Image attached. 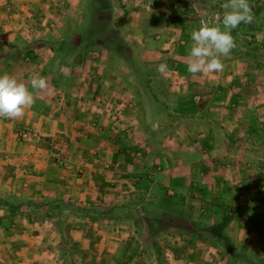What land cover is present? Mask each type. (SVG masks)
<instances>
[{
  "label": "rangeland",
  "instance_id": "obj_1",
  "mask_svg": "<svg viewBox=\"0 0 264 264\" xmlns=\"http://www.w3.org/2000/svg\"><path fill=\"white\" fill-rule=\"evenodd\" d=\"M49 1L51 9L41 10L47 18L42 28L49 31L38 23L36 29L25 28L28 35L18 37L23 42L43 41L54 49L50 57L55 59L47 69L63 90L74 91L68 101L72 109L76 106L78 113L86 114L90 130L113 131L118 138L121 132L130 136L142 128L148 137L155 122L161 132L157 142L162 145L169 134L180 138L177 126L188 122L182 116L186 112L176 109L179 101L190 110L187 106L193 100L201 101L209 117L222 122L228 135L235 133L237 141L223 158L202 151L203 158L193 164L206 170L214 163L216 169L210 181L194 177L193 171L185 195L168 193L171 189L161 182L157 164L148 165L147 177L127 180L132 186L145 185L140 186L145 191L141 194L125 199L114 195L122 184L108 185L102 196L112 204L111 211L87 217L99 231L127 232L124 252L119 248L113 256L83 259L80 254L73 256V243L67 241L58 263L264 264V0H248L254 20L232 30L236 47L228 57H221L224 71L195 77L187 71L190 34L205 22L222 27V5L227 0ZM62 59L63 66L54 63ZM161 63L168 66L164 73L156 71ZM151 76L159 77L154 84L160 97L148 90ZM204 91L213 95L202 97ZM193 93L202 96L194 100ZM153 98L170 103L160 119L148 115L158 112L152 107ZM80 104H85L82 112ZM94 104L95 110L90 108ZM63 152L70 158L69 169L73 153ZM134 158L140 162V157ZM103 164L110 166L107 161ZM208 182L210 187L203 189ZM98 218H110L112 226Z\"/></svg>",
  "mask_w": 264,
  "mask_h": 264
},
{
  "label": "crops",
  "instance_id": "obj_2",
  "mask_svg": "<svg viewBox=\"0 0 264 264\" xmlns=\"http://www.w3.org/2000/svg\"><path fill=\"white\" fill-rule=\"evenodd\" d=\"M51 5L49 0H0V75L9 74L25 83L31 76H41L51 90L50 94L36 93L34 106L22 119H0V264H59L57 259L65 251L63 244L67 241L73 243V256L80 254L83 259L113 256L119 248L124 252L127 232L118 234L111 228L99 231L95 221L88 218L95 214L105 216L111 211L112 204L102 196L108 185L122 184L114 195L125 199L141 194L145 191L140 186L145 188V185L138 182L132 186L127 180L133 176L147 177L148 165L157 164L161 182L171 189L168 193L185 195L193 171L194 177L210 181L216 169L214 163L206 170L201 164H193L202 157V151L207 150L212 158H223L237 142L235 133L228 135L225 125L213 121L202 102L193 100L187 106L190 110L183 109V100L179 101L176 109L186 112L182 116L188 122L177 126L180 138L169 134L162 145L157 142L161 132L155 122L149 126L148 137L142 128L130 136L128 132H121L118 138L113 131L90 130L85 125L86 114L78 113L76 106L72 109L68 101L74 91L63 90L47 69L55 59L50 57L54 49L46 42H23L18 37L21 33L28 35L25 28L36 29L38 23L44 32L49 31L42 28L47 18L41 10L48 11ZM54 63L63 66L64 59ZM150 79L148 90L160 97V90L154 84L159 77ZM97 90L93 89L94 93ZM208 92H202L203 96L193 93L192 97L195 100L205 94L213 95ZM197 103L201 105L196 106ZM166 105L170 103L162 104L153 98L152 107L158 112L153 115L150 112V118L160 119L168 108ZM80 106L82 112L85 104ZM90 108L95 110V104ZM137 125L141 126L138 122ZM26 127L34 135L27 142L19 141L16 131ZM168 128L172 131V127ZM53 141H59L63 151L73 153L69 169L63 170L54 164ZM134 157H140V162ZM106 161L109 168H104ZM147 184L152 185L150 181ZM209 187L208 182L203 189ZM184 202L187 208V199ZM101 221L110 225L113 222L110 218ZM79 250L82 252L78 253Z\"/></svg>",
  "mask_w": 264,
  "mask_h": 264
},
{
  "label": "clouds",
  "instance_id": "obj_3",
  "mask_svg": "<svg viewBox=\"0 0 264 264\" xmlns=\"http://www.w3.org/2000/svg\"><path fill=\"white\" fill-rule=\"evenodd\" d=\"M222 8V27L205 22L190 34L193 43L188 53L187 71L194 77L223 72L225 65L221 57H228L236 47L232 30L241 23L251 24L254 20L248 0H227ZM167 69V64L161 63L156 71L164 73ZM45 92L50 94L51 90L47 80L41 76H31L25 83L9 74L0 75V119H22L34 106L35 94Z\"/></svg>",
  "mask_w": 264,
  "mask_h": 264
},
{
  "label": "built area",
  "instance_id": "obj_4",
  "mask_svg": "<svg viewBox=\"0 0 264 264\" xmlns=\"http://www.w3.org/2000/svg\"><path fill=\"white\" fill-rule=\"evenodd\" d=\"M34 135V133L32 132V130L30 128H24L22 130H19L17 131L16 133V138L19 140V141H23V142H26V141H29L30 138ZM51 155H52V158L55 162V164L61 168V169H67L68 165H69V156H67L61 146H60V143H55L52 147V150H51Z\"/></svg>",
  "mask_w": 264,
  "mask_h": 264
},
{
  "label": "trees",
  "instance_id": "obj_5",
  "mask_svg": "<svg viewBox=\"0 0 264 264\" xmlns=\"http://www.w3.org/2000/svg\"><path fill=\"white\" fill-rule=\"evenodd\" d=\"M228 221H229V219H228V218H227V219H224V220H223V224H226ZM210 235H212V236H213V234H210Z\"/></svg>",
  "mask_w": 264,
  "mask_h": 264
}]
</instances>
